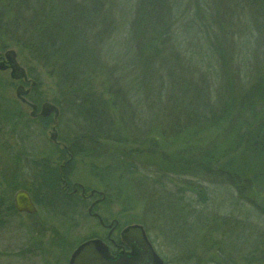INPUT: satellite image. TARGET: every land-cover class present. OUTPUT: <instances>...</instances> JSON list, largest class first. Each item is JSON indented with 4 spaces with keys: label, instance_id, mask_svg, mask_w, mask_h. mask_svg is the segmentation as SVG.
<instances>
[{
    "label": "trees",
    "instance_id": "16d2710c",
    "mask_svg": "<svg viewBox=\"0 0 264 264\" xmlns=\"http://www.w3.org/2000/svg\"><path fill=\"white\" fill-rule=\"evenodd\" d=\"M112 2L113 0H0V47L16 48L18 53L26 52L31 61L47 70L54 79L59 94L53 100L59 109L58 117L61 118L66 112L73 121L71 138L68 141L60 140L63 147L59 150V158L64 160L61 167H57L59 165H55L47 157L33 160L30 168L32 179L27 186L17 183L16 165L21 163V157L13 158L9 145H1L0 213L3 204L6 207L8 205V190L13 188L26 190L34 201H41L51 212L61 215L75 212L85 199L77 196V193L66 191L63 180L70 183L68 177L75 159L85 157L90 161L89 174L98 182L104 197L102 204L117 205L120 218L126 225L136 223L147 227L160 224L171 231L170 223L174 218L172 213L175 212L171 209L176 204L174 196L169 193L156 195L151 183L169 180L171 176L168 173L172 172H189L198 176L204 173L212 181L237 186L239 193L244 189L254 188H261L255 195L261 191L264 193V0H219L218 3L225 14L221 17L222 20L226 21L230 15H238L236 13L245 5L249 6L251 16H254L248 17L247 21L255 33L254 51L260 64L258 68L261 69L254 77V70L245 65L241 69V64L234 62L243 58L238 54L243 48L242 44L236 53L234 48L227 50V56L223 47L219 48L217 45L218 38L215 35L221 34L222 27L215 20L209 23L205 17L201 20V8L194 6L197 8L194 16L188 14L182 19L185 23L180 31L184 30L192 40L187 43L188 47L178 35L177 39L180 40L175 42L180 43V50L171 49L166 51L167 56H163V50H159L155 44L168 36L171 0H129L133 16L131 34L138 42L135 45L137 53L132 55L130 61L133 66L139 63L140 74L143 78H150L152 86L158 82L155 76L162 75L159 72L161 65L166 79L167 85H163L165 88L159 87L161 90L158 93V97L166 101L164 109L159 111V115L164 112L165 119L153 122L154 125L137 121L142 116L139 107L135 105L137 102L125 99L122 85L119 86L117 81L115 83L118 86L115 88L113 77L118 78L117 70L112 64L108 65L107 58H104L107 56L105 48L111 39L114 23L110 9ZM205 23L208 24L203 26ZM250 39L247 36L244 42L249 44ZM182 44H185V48ZM180 52L185 63L201 70V75L195 77L190 69L187 71L189 67L182 63L181 56L178 55ZM147 60L151 75L144 69L146 66H140L141 61L147 64ZM231 65H236L238 73L241 69L250 78L244 92H240V89L234 94L231 89L232 83L228 78ZM27 73L29 77L32 76L29 70ZM97 78L104 84L108 82L107 86L99 89V84L93 82ZM156 100L153 102L158 103V98ZM164 101L161 103L162 108ZM149 102L152 99L146 103ZM225 103H231V106ZM254 103H260V108L251 113ZM13 113L14 111H0V141L8 136L4 128L8 124H15ZM172 115L176 122L167 120ZM182 120L186 122L184 125L187 124V130L184 131L187 136L197 130L199 123L207 129L216 127L219 130L215 141L219 140L218 146L209 144L201 149L192 146L180 152L181 157L177 161L164 162L156 160L155 151H145L167 146L166 138L170 136L166 133H174L176 123ZM195 122L198 124L196 127L191 125ZM152 133L159 135L160 140L156 141ZM172 138L176 137L172 135ZM232 143L234 150H238L236 153L228 150V145ZM221 145H227L228 148L221 150ZM141 151L145 160H137L135 157L136 153L141 155ZM100 160L106 164H99ZM11 163L13 168L8 166ZM164 163L176 166L159 169ZM242 180L245 182L242 183ZM181 190L174 194L177 198H181L179 195L188 190L199 196L198 201L191 202L190 205L184 204L185 207L190 206L191 214L188 219L185 216L174 219L175 222L188 220L184 226L179 222V229H175L180 236L185 237V241L190 237L192 229L198 230L201 227L203 216L195 214L193 208L200 206V203L204 204L206 196L198 188L190 186L182 187ZM261 198L263 201L264 196ZM8 208L14 210L12 202ZM182 229L186 230L184 234L181 233Z\"/></svg>",
    "mask_w": 264,
    "mask_h": 264
},
{
    "label": "rangeland",
    "instance_id": "374dc122",
    "mask_svg": "<svg viewBox=\"0 0 264 264\" xmlns=\"http://www.w3.org/2000/svg\"><path fill=\"white\" fill-rule=\"evenodd\" d=\"M218 3L219 0H171V4L169 5L171 20L168 19V23L171 24H169L168 36L156 41L158 43L155 46L159 50H163V56H167V52L171 49L180 50V43H177V47L175 42V40L179 42L180 39H177L179 35L181 40L186 43V47H188L187 43H191L190 41L192 40L189 39V34L184 32V30L180 31V27L185 23L182 19L188 14L194 16V11L197 8H201V20L203 17L206 20L208 19V23L211 20H215L222 27L220 35L215 33L218 38L217 45H219V48L222 46L223 51L228 56L227 50L234 48L236 53L242 44L243 48L238 54L239 56H243V58L236 59L237 61L234 62L241 64V69H243V65L250 67L251 70H254L252 76H256L261 69L258 68L260 64L256 58L257 53L254 51L255 46L253 40L255 33L247 23L249 21L248 17L254 18L253 15L251 16L249 6L245 5L241 10L239 9L241 7L237 8L240 10L236 13L238 15L234 14L233 17L230 15L225 21L221 18L225 15L223 14V7ZM194 6H197V8ZM110 9L114 23L111 39L107 42L105 48L107 56H104V58H107L109 61H106L108 65L112 64L116 68L115 70H117L116 75H118V78L113 77L115 79L114 86L115 88L118 86L115 83L117 81L120 84L119 86L122 85L125 99L137 102L135 105L142 112V116H139L137 120L139 123L147 122L154 125L153 122L165 119L163 117L164 112L161 111L162 114L159 115V111L163 110L166 104L164 98H159L160 96L158 94L161 90L159 87L167 85L162 72L163 69L161 70L162 65L159 67V72L162 75L155 76V80L158 82L155 86H152L149 83L151 79L148 77L143 78V75L140 74L141 67H139V63L137 62V65L133 66V63L130 61L132 60V55L137 53L135 45H138V42L135 41L131 34L133 16L129 0H113ZM229 10H231V7ZM208 23L203 24V26H206ZM256 35L259 37L258 34ZM152 36L151 34L150 37ZM247 36L252 39H250L249 44L244 42V38ZM216 41L217 39L214 42ZM181 46L185 48V44ZM198 46L200 47V45ZM8 49L0 47V56ZM13 50L16 53L18 63L27 72L28 70L31 72L32 76L29 77L27 74L29 79L35 81V85L24 96L25 99L28 102L36 104L37 111L43 102H50L55 105L53 100L59 97V94L56 91L54 79L47 73L46 69L37 66L36 63L31 61L26 52L18 53L16 48H13ZM178 55L181 56V61L184 64L185 60L182 57V53L180 52ZM142 64L146 66L144 69L151 75L152 71L150 70L148 60L147 64L141 61L140 66ZM0 65H3L0 68V111L8 110L9 113L14 111L13 115L16 117L13 118L15 124H8L4 128L8 136L2 138L5 140L0 141V157L3 156L1 147L3 143L9 145V152L13 158L17 159V157H21V163L19 164L20 171L19 165H16L18 167L17 183L27 186L32 179L30 168L32 167L31 162L33 160L47 157L55 165H59L57 167H61L60 165H62L64 160H60L59 158V150L63 147L60 140L71 138L73 121L66 112L61 118L57 117L56 125L54 124L53 115L37 119L31 117L29 115L31 110L29 105L21 102L15 96V88L22 82L12 79L11 68L8 65H4L2 61H0ZM184 65L189 67L187 71L189 72L190 69L195 77L201 75V70L191 67L186 63ZM231 66L228 72V78L230 79V83H232L231 89L234 90V94H237L240 89V92L242 90L244 92L250 78L241 69L238 73L236 65ZM192 79L194 78L192 77ZM218 80L220 81L219 78ZM93 82L94 84H99V89L102 86H107L106 84L108 83L106 82L104 84L98 78ZM28 86L29 84L25 85L24 89ZM157 98L158 103H154L153 101H157ZM148 99H152V102L146 103L149 101ZM162 100L164 101L163 108L161 105ZM220 104L218 103V105ZM225 104L231 106V103ZM259 106L260 103H254L251 113L260 108ZM167 120L176 122L173 115L168 117ZM183 120L176 123L174 133H166V135L170 136L166 138L168 141L167 146L164 145L153 149L147 147L151 149H145V151L148 153L155 151L157 153L155 154L156 160L164 162L174 161L175 159L177 161L181 157L180 152L190 149L192 146H197L198 149L204 148V146H208L209 144L215 147L218 146L219 140L218 142L215 141H217L216 135L219 133V130L216 127L207 129L199 123L197 130L192 134L189 133L187 136L184 134V131L187 130V124L184 125L186 122H183ZM190 123H188V126ZM191 125H195L196 127L198 124L195 122ZM53 133L56 135L55 140L51 139ZM152 135L155 136L156 141L160 140L159 135L156 133H152ZM172 135L176 138L173 139ZM228 146L229 148L227 145H221L220 149H224L225 151L227 147L232 152L234 150V144L232 143V145ZM217 150L220 151L219 148ZM234 151L236 153L238 150L236 149ZM159 152H162V154H159ZM142 153V151L141 155L136 153L135 157L137 160L140 158L146 159ZM106 161L107 159H105ZM6 162L8 163V161ZM105 162L101 161L99 164L104 165L106 164ZM89 164L90 161L86 157L76 158L73 163L72 172L68 177L69 184L78 183L84 186L86 196L89 195L91 190L101 191L98 182L89 174ZM165 164L167 163L162 164L159 169H162V167H169L171 169L176 166ZM8 166L13 168L14 165L11 163ZM179 166H182V164ZM179 170L182 171V169ZM187 173H168L171 176L169 180L162 179V181H157L155 184L151 183L153 187L152 191L156 195L161 196L169 193V195L174 196L173 198L176 202L174 205L176 210L174 208L171 209L175 211L172 213L174 218L170 223L173 233L171 231L169 232L168 230L170 229L165 225L160 226L159 224L158 226L157 224V226L147 225V227H144L142 224H139L143 227L144 232L155 249V253L162 259L161 261L164 264H199L200 260H205V264H213L209 263L208 260H214V264H264V254H262L264 252V200L262 201L261 198L264 196V193L261 191L255 195L261 188L260 190L259 188L244 189L242 193H239L237 186L232 187L222 182L212 181L204 173L200 176L196 174L191 175L189 172ZM244 180H242V183L245 182ZM186 186L198 188L204 193L206 200L204 204L200 203V206L193 208L195 209V214L199 213L200 217L201 214L203 216L200 229H192L190 231V237H187L188 239L186 238L184 241L185 237L180 236V233L178 234L175 229H179V222L183 226L188 223L187 219L191 214L189 210L190 206L185 207L184 204L188 203L190 205L191 202H196L199 199L198 193L189 190L187 192L185 191L182 195L180 194L179 196L181 198H177L174 195L182 187ZM60 187L62 188V181ZM18 189L21 188L8 190V198L6 200L8 205L6 207L4 203L0 213V264H68L71 254L83 242L95 239L104 245L107 243V230L101 227L98 221L94 219L95 217L87 213V208L92 203L91 197V199H85L84 203L79 206L80 208L77 207L75 212H68L67 215L51 212L41 201L37 202L33 200L36 206V212L34 214H28L16 212L15 209L11 210L8 208L11 202L13 204V195ZM81 194H83L82 191ZM77 196H80V191L77 192ZM98 197L95 195L93 198L98 199ZM118 209L117 205L112 203L102 204L101 200L93 210L99 216L102 215L100 217L104 224L111 226L114 224V221H118V231L114 232L111 236L116 240H119V237L121 238V235L118 234L120 229L128 226L120 218ZM177 216H183V218L186 217L187 219L181 220L182 222H175L174 219H177L175 218ZM129 219L127 218V220ZM185 232L186 230L182 229L181 233L184 234Z\"/></svg>",
    "mask_w": 264,
    "mask_h": 264
},
{
    "label": "water",
    "instance_id": "95a60500",
    "mask_svg": "<svg viewBox=\"0 0 264 264\" xmlns=\"http://www.w3.org/2000/svg\"><path fill=\"white\" fill-rule=\"evenodd\" d=\"M1 58L5 59L7 65L11 68V77L14 80H23L29 83V86L24 89L23 84H18L15 88V96L23 103H27L31 108L29 115L31 117H47L53 115L54 124L56 125L59 109L56 105L50 102H43L37 111V105L28 102L25 95L35 85L34 80L27 78L25 69L18 63L16 53L13 49L6 50ZM4 64V63H3ZM5 65V64H4ZM3 65H0L2 68ZM55 129V127H53ZM55 133L51 139L55 140ZM95 192L102 194L101 191L91 190L88 197H91ZM83 193V189H82ZM104 197L94 200L87 208L88 215L96 217L100 225H104L103 220L96 212H92L93 206L101 201ZM13 204L17 212H25L34 214L36 207L31 199L30 194L24 189H18L13 195ZM115 222V221H114ZM110 226V225H108ZM122 238L132 247V253H125L111 258L107 254L106 246L100 241L90 239L80 244L77 249L71 254L68 264H163L160 257L155 253L151 243L148 241L144 229L139 224H131L126 226L121 233Z\"/></svg>",
    "mask_w": 264,
    "mask_h": 264
},
{
    "label": "flooded vegetation",
    "instance_id": "af4514ba",
    "mask_svg": "<svg viewBox=\"0 0 264 264\" xmlns=\"http://www.w3.org/2000/svg\"><path fill=\"white\" fill-rule=\"evenodd\" d=\"M0 61H2V63H4L5 65H7V63L4 61V60H1L0 59ZM25 85H28V83H26V84H24V86ZM50 115H52V114H50ZM49 115V116H50ZM48 116V117H49ZM33 118H41V117H39V116H36V117H33ZM63 182H64V189L66 190V191H71L72 193H74V194H76L78 191H80V196H82L84 199H91L92 198V201L91 202H93L94 200H96L95 198H93L95 195L96 196H99L98 197V199L99 198H101L103 195L102 194H99V193H97V192H95L92 196H91V198L89 197L88 198V196H86V191H85V188H84V186L83 185H81V184H78V183H74V184H68V183H66L64 180H63ZM82 189H83V194H81V191H82ZM103 200V199H102ZM32 201H33V199H32ZM90 202V203H91ZM101 201H99L98 203H100ZM34 203V202H33ZM98 203H96L94 206H93V208H92V212H93V210L95 209V206L98 204ZM35 205V204H34ZM13 207H14V204H13ZM36 207V206H35ZM15 209V208H14ZM20 213H23V212H20ZM25 213V212H24ZM96 218V217H95ZM97 219V218H96ZM97 221H98V219H97ZM98 223H99V221H98ZM108 224H104V225H101V227L103 228V229H106L107 230V233H106V241H107V243L105 244V246H106V250H107V254L111 257V258H115L116 256H118V255H121V254H127V253H132L133 252V249H132V247L122 238V236H121V238L119 237V240H116L114 237H111L112 236V234L114 233V232H117L118 231V221L117 222H114V224L113 225H111V226H107ZM124 228V227H123ZM123 228H121V229H123ZM121 229H120V231H119V233L118 234H120L121 235V233H122V231H121ZM145 235H146V233H145ZM146 237H147V235H146ZM147 239H148V237H147ZM148 241L150 242V240L148 239ZM151 243V242H150ZM152 245V244H151ZM153 247V246H152ZM153 249H154V247H153ZM155 250V249H154ZM162 260V259H161ZM163 262V261H162ZM205 260H203V261H199V264H205ZM208 262L209 263H215V261L214 260H208ZM163 264H164V262H163Z\"/></svg>",
    "mask_w": 264,
    "mask_h": 264
}]
</instances>
